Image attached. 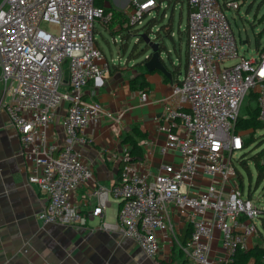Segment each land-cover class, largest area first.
Masks as SVG:
<instances>
[{
  "label": "built area",
  "instance_id": "1",
  "mask_svg": "<svg viewBox=\"0 0 264 264\" xmlns=\"http://www.w3.org/2000/svg\"><path fill=\"white\" fill-rule=\"evenodd\" d=\"M97 1L0 3V104L18 134L24 158L36 166L38 175L31 181L48 199L39 213L47 225L87 224L88 217L73 204V197L94 179V169L76 145L88 142L90 126L112 117L84 99L89 82L103 79L115 65L96 44V23L108 26L114 9L97 6ZM162 4L128 0L127 7L118 10L126 14L130 26L141 28L152 9ZM187 6V67L180 85L173 88L187 110L171 106L160 123L166 133L164 151L179 153L181 161L164 165L159 172L141 171L126 147L119 181L97 188L92 216L102 215L112 194L120 202L118 220L125 236L147 257L156 258L162 239L174 237L171 211L176 210L188 216L193 228L190 238L179 244L182 264H230L238 251L249 250L259 232L255 220L262 207L244 197L234 183V156L244 149L245 132L237 130V123L250 93L258 95L259 120L264 124V47L256 57L240 53L226 15L239 11V2L187 0ZM159 30L152 27L150 37L156 38ZM141 34L132 36L139 41ZM124 40L122 34L113 37L120 47ZM62 106L65 142L59 145L52 141L51 131ZM205 177L220 183L203 186ZM216 230L227 256L221 261L211 259L205 241Z\"/></svg>",
  "mask_w": 264,
  "mask_h": 264
},
{
  "label": "crops",
  "instance_id": "2",
  "mask_svg": "<svg viewBox=\"0 0 264 264\" xmlns=\"http://www.w3.org/2000/svg\"><path fill=\"white\" fill-rule=\"evenodd\" d=\"M104 5L108 9H124L128 0H106ZM156 8L149 19L161 11L160 7ZM188 10L187 7L184 31L188 28ZM103 28L107 30L105 26ZM107 44L110 48V43ZM98 47L103 51L99 44ZM119 50L120 46L116 59H112L115 65L111 66V72L101 80L89 82L84 90L86 101L99 105L112 115L104 116L99 124L90 126L86 130L88 142L76 145L83 160L94 169V179L73 197V204L88 217L85 226L47 225L39 219V213L48 204V199L39 186L31 181L38 175L36 166L24 158L18 134L0 104V264L184 262L179 244L188 240L183 241L187 228H190V234L192 232L187 215L171 211L174 237L162 239L156 258L147 257L133 239L125 236L118 220L120 202L112 194L108 196L102 215L92 216L98 205L95 195L97 188H110L119 181L123 152L129 146L123 143L126 136H134L142 147L143 159L135 162L141 171L150 169L159 172L162 166L181 161L179 153L164 151L166 133L160 129V123L171 106L187 110L186 104H180L179 98L173 93L174 86L180 85L186 71L187 41L184 64L179 60V63L174 62V66L168 67L170 77L158 71L149 73L145 66H137L141 63L140 58L129 63L127 61V65H124L126 60H122ZM141 74L143 76L140 77ZM136 78H139L138 84L145 79L150 87L145 91L131 88L130 82ZM145 93L146 98L143 97ZM65 109L62 106L58 110L54 130L51 131L52 141L59 145L65 142L62 128ZM135 129L145 134L144 140L137 138ZM202 181L203 186L220 183V179L210 177ZM258 236L259 233L252 238L250 248ZM205 241L210 247L212 260L227 258L219 231L214 232L211 240Z\"/></svg>",
  "mask_w": 264,
  "mask_h": 264
},
{
  "label": "rangeland",
  "instance_id": "3",
  "mask_svg": "<svg viewBox=\"0 0 264 264\" xmlns=\"http://www.w3.org/2000/svg\"><path fill=\"white\" fill-rule=\"evenodd\" d=\"M2 0H0L1 3ZM179 1V2H178ZM240 4L239 11H226V15L231 22L233 32L237 38L239 44V50L241 54H244L247 57H256L257 55V46L260 44V47H264V0H236ZM165 3L161 6V11L156 12L157 23L160 28L162 24H166L168 20L171 21L173 25V36H168L165 38V44L167 45L168 51L170 52V59L175 63H179V60L184 64L185 61V50H186V41H187V31L186 27V18H187V0H166ZM223 3V0H220ZM157 9V8H156ZM152 9V11L156 10ZM151 11V12H152ZM165 21V22H163ZM43 27L48 28V24H43ZM96 40L98 44L102 47L106 56L108 57L110 63L114 61L117 57L118 45H115L113 42V35L109 31L105 30L102 25L98 22L96 23ZM243 41H248L249 44L243 45ZM110 43V48L107 44ZM128 49L122 60H136L135 58L139 57L142 53L141 49L144 47L142 40L136 41V37L132 36L128 41ZM137 47L135 55L130 58L129 53L134 47ZM111 49V52H110ZM238 61H233L230 63H237ZM254 108L257 106L255 101H249L246 98L240 115H244L246 107ZM253 137V131L249 130L245 132L244 139L249 140ZM254 138L257 140V143L251 145L248 149L243 150L241 153H237L234 156V165L236 166V176L234 177V183L243 188L244 197H251L253 200L264 206V182L257 187V170L252 162H249V171L241 165V157L245 153L255 154L261 148H258V145L264 141V130H258ZM260 232L264 233V228L262 226L261 218L255 220ZM262 234H259V236ZM259 236L256 241H260Z\"/></svg>",
  "mask_w": 264,
  "mask_h": 264
},
{
  "label": "trees",
  "instance_id": "4",
  "mask_svg": "<svg viewBox=\"0 0 264 264\" xmlns=\"http://www.w3.org/2000/svg\"><path fill=\"white\" fill-rule=\"evenodd\" d=\"M104 0H98L97 1V6H102L104 5ZM158 4L164 3L166 0H156ZM236 1V0H234ZM159 9V8H158ZM109 10H107L108 12ZM113 12V19L112 22L106 26V29L109 31L110 34L113 36H116L118 34L124 35V44H122V52H127L128 49V44L127 40H129L132 35H137L141 34V32H144L145 34H149L151 32V28L158 25L155 23L157 20V17L150 18L147 17L148 21L144 27L141 28H134L129 25V20L123 12H121L118 9L112 10ZM171 20V19H170ZM161 26V31L167 30L166 33L171 36L172 34V26H171V21L169 25L166 24H160ZM118 26V31L115 32V27ZM130 32L132 33L131 35ZM129 33V34H128ZM160 34V32H159ZM244 42V41H243ZM249 44V42L247 41ZM96 44L98 46V42L96 41ZM260 48V44L257 46V50ZM137 50V47L135 46L131 52L129 53V57L132 58L135 54V51ZM139 59V57L135 58ZM142 63H138L137 66L142 67ZM143 76V74L140 75V77ZM139 79V78H138ZM138 79H133L130 82L131 88L133 89H142L146 90L147 88L150 87V84L145 80L142 79L140 84H138ZM249 101H255L257 103L258 101V95L256 93H250L248 96ZM237 130L241 131H253V137L249 140L244 141V149H248L251 145L254 143H257V140L254 138L255 133L258 130H264V124L260 122L259 120V108H258V103L257 106L254 108H250L249 106L246 107L244 115H241L239 117L238 123H237ZM135 135L137 138L144 140L145 139V134L140 132L139 130L135 129ZM123 143L129 144L130 146V156H131V162H139L143 159V150L142 147L138 144L137 140L135 139L134 136L128 135L124 138ZM258 148H261L257 153L255 154H243L241 157V165L246 168L250 173L249 169V162H252L257 170V187L260 186L261 183L264 182V141L258 145ZM122 169L124 166V163L122 162ZM236 167V166H235ZM121 169V171H122ZM237 171V170H236ZM239 189L243 192V188L239 187ZM250 199H253L251 197L250 193ZM261 222L262 226L264 228V206L262 207L261 210ZM193 231V228H192ZM192 233V232H191ZM259 234H262L259 236L260 241H256L254 246L250 248L249 250H240L237 252V254L234 257V261L230 264H264V233L258 232ZM191 236L190 234V228H187L184 232V239L183 241H186L187 238L189 239ZM259 240V239H258ZM185 243V242H184Z\"/></svg>",
  "mask_w": 264,
  "mask_h": 264
},
{
  "label": "water",
  "instance_id": "5",
  "mask_svg": "<svg viewBox=\"0 0 264 264\" xmlns=\"http://www.w3.org/2000/svg\"><path fill=\"white\" fill-rule=\"evenodd\" d=\"M170 24V20L166 23V25ZM172 26V34L173 36V25ZM168 28L164 31L160 30L156 33L157 37L152 39L149 34H141V39L144 43V47L141 49L142 53L139 56L141 59V63L145 66V69L149 73H153L155 71L161 72L163 75L170 77L171 73L168 70V67L174 66V62L168 63V59H170V52L168 51L167 45L165 44V38L169 35L167 32ZM160 32V34H159ZM248 44L247 41L243 42V45ZM122 48L120 47L119 53L121 58L125 56L126 52L121 51ZM122 61V60H120ZM128 59L124 62V65L127 63ZM135 61L130 60L128 61ZM127 65V64H126Z\"/></svg>",
  "mask_w": 264,
  "mask_h": 264
}]
</instances>
